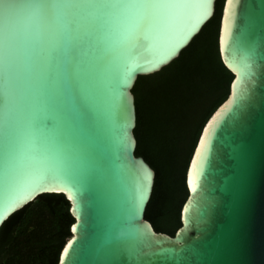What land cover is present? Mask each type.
<instances>
[{"label":"water","instance_id":"95a60500","mask_svg":"<svg viewBox=\"0 0 264 264\" xmlns=\"http://www.w3.org/2000/svg\"><path fill=\"white\" fill-rule=\"evenodd\" d=\"M0 0V225L45 193L73 221L56 264H264V0H222L232 75L184 172L170 236L143 218L153 170L133 151L132 85L173 60L215 0ZM11 23L13 34L6 36Z\"/></svg>","mask_w":264,"mask_h":264},{"label":"trees","instance_id":"16d2710c","mask_svg":"<svg viewBox=\"0 0 264 264\" xmlns=\"http://www.w3.org/2000/svg\"><path fill=\"white\" fill-rule=\"evenodd\" d=\"M222 0L190 42L158 71L137 76L132 88L134 155L153 170L143 218L172 235L186 196L184 172L199 131L228 93L232 75L217 52ZM62 194L45 193L0 225V264H56L73 219Z\"/></svg>","mask_w":264,"mask_h":264},{"label":"snow or ice","instance_id":"6c2138e0","mask_svg":"<svg viewBox=\"0 0 264 264\" xmlns=\"http://www.w3.org/2000/svg\"><path fill=\"white\" fill-rule=\"evenodd\" d=\"M39 8L36 10L35 16L36 20L35 23L37 25L48 23L50 21L55 20V10L47 8L44 0H38ZM140 3V0H110L109 6L106 8L107 15H118V16H126L129 12L130 5H136ZM4 30L6 36L13 34V29L11 23L9 25H5L4 23Z\"/></svg>","mask_w":264,"mask_h":264}]
</instances>
